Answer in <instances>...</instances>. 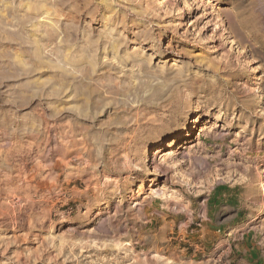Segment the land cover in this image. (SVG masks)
<instances>
[{
	"label": "rangeland",
	"instance_id": "rangeland-1",
	"mask_svg": "<svg viewBox=\"0 0 264 264\" xmlns=\"http://www.w3.org/2000/svg\"><path fill=\"white\" fill-rule=\"evenodd\" d=\"M0 264H264V0H0Z\"/></svg>",
	"mask_w": 264,
	"mask_h": 264
},
{
	"label": "bare ground",
	"instance_id": "bare-ground-1",
	"mask_svg": "<svg viewBox=\"0 0 264 264\" xmlns=\"http://www.w3.org/2000/svg\"><path fill=\"white\" fill-rule=\"evenodd\" d=\"M187 99V98H186ZM174 116V115H173ZM170 117V116H169ZM169 119V118H168ZM161 144V143H160ZM162 145V144H161Z\"/></svg>",
	"mask_w": 264,
	"mask_h": 264
}]
</instances>
